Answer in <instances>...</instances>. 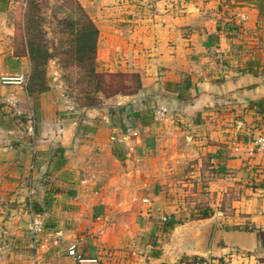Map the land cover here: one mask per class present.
<instances>
[{
	"label": "crops",
	"instance_id": "obj_1",
	"mask_svg": "<svg viewBox=\"0 0 264 264\" xmlns=\"http://www.w3.org/2000/svg\"><path fill=\"white\" fill-rule=\"evenodd\" d=\"M83 2L97 65L136 73L141 87L74 106L0 81V187L46 223L44 247L17 264H75L67 248L81 236L79 251L103 264H264L257 0ZM26 60L0 50V77L28 79Z\"/></svg>",
	"mask_w": 264,
	"mask_h": 264
},
{
	"label": "rangeland",
	"instance_id": "obj_2",
	"mask_svg": "<svg viewBox=\"0 0 264 264\" xmlns=\"http://www.w3.org/2000/svg\"><path fill=\"white\" fill-rule=\"evenodd\" d=\"M88 11L83 0H79ZM38 8L31 7L27 0H10L5 11H0V50L7 53L13 52L22 55L26 50L27 25L28 33L36 42L37 53L50 52L52 57L40 60L35 65L36 74L40 83L48 84L52 97L59 96V99L69 105H85L89 102L86 91L93 89V78L89 72L70 59L72 47L75 46L79 25L76 23L78 13L73 4L65 3L64 0H34ZM90 15V14H89ZM70 19L71 22L63 23V19ZM75 19V20H71ZM23 60H14L13 66L10 61L9 68L15 71ZM25 61V60H24ZM32 63L26 60L24 66L28 71ZM99 71H105L104 67L97 65ZM16 76V75H3ZM0 81L2 82V77ZM133 75L125 77L124 83L133 85ZM57 92V95L54 94ZM94 105L105 101L107 96L97 92ZM32 127L37 129V121L34 115L31 116ZM31 217V203L27 200H19L13 196L5 187H0V264H17L15 259L17 252H34L29 246L27 232L28 223ZM118 240V238H117ZM33 254V253H32ZM264 259V256L260 257ZM220 259L232 264L228 255L205 259V262ZM102 261V260H101ZM197 261V259L193 260ZM204 262V261H202Z\"/></svg>",
	"mask_w": 264,
	"mask_h": 264
},
{
	"label": "trees",
	"instance_id": "obj_3",
	"mask_svg": "<svg viewBox=\"0 0 264 264\" xmlns=\"http://www.w3.org/2000/svg\"><path fill=\"white\" fill-rule=\"evenodd\" d=\"M242 1V0H239ZM251 1V0H250ZM31 7L38 8L34 0H27ZM65 3H71L74 9L78 13V19L76 23L79 25L77 38L75 40V46L72 47V56L70 59L73 60L76 65L84 67L88 72L89 82L90 78H93V89L89 87L86 91V96L89 98V102L85 105H94L97 101V92L110 97L116 94H132L135 93L141 87V80L138 74L128 73V72H111V71H99L97 69V49H98V38H99V28L93 18L89 15L85 7L79 0H64ZM10 0H0V10H6L9 6ZM257 6L259 7L261 13L264 16V0H257ZM75 20V19H71ZM63 23L71 22L67 17L62 20ZM26 34V53L28 54L31 65V73L27 81V90L31 93L42 92L47 90L48 84L40 83L38 80V75L36 74L35 65L40 63V60H46L53 56L52 53L40 52L37 53L35 39L30 33H28V25ZM133 75V85L129 83H124L125 77ZM91 78V79H92ZM258 236L261 240L262 246L264 248V231L259 230ZM205 263V261H204Z\"/></svg>",
	"mask_w": 264,
	"mask_h": 264
},
{
	"label": "built area",
	"instance_id": "obj_4",
	"mask_svg": "<svg viewBox=\"0 0 264 264\" xmlns=\"http://www.w3.org/2000/svg\"><path fill=\"white\" fill-rule=\"evenodd\" d=\"M28 79L24 76H3L2 82L5 84L13 83H26ZM254 150L264 159V123L257 131L256 135L252 139ZM45 219L39 213H31V217L28 223L27 232L29 237V245L32 249L37 250L43 248L44 243L42 236L45 231ZM86 241V236H81L79 239L72 243L67 248L68 255L75 259V264H103L99 257H86L78 249L80 243ZM203 264H230L228 261L214 259L212 261L205 262Z\"/></svg>",
	"mask_w": 264,
	"mask_h": 264
}]
</instances>
